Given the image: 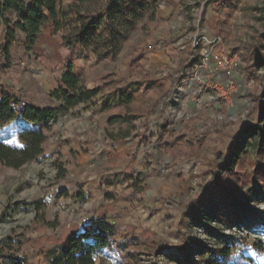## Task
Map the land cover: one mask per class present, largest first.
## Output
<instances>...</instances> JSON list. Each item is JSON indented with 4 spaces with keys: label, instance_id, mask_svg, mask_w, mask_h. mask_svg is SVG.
<instances>
[{
    "label": "rangeland",
    "instance_id": "374dc122",
    "mask_svg": "<svg viewBox=\"0 0 264 264\" xmlns=\"http://www.w3.org/2000/svg\"><path fill=\"white\" fill-rule=\"evenodd\" d=\"M148 1L155 19L165 18L167 42L183 54L146 70L169 79L170 92H156L158 99L150 97L124 123L98 119L91 133L74 129L83 113L70 111L46 132L42 156L19 170L0 165V240L12 238L28 264H47V251L93 220H107L119 231L118 246L128 244L108 264H129L127 254L139 264H207L224 251L229 257L219 264H264V65L253 64L264 57V0ZM152 22H144L137 44L147 42ZM216 36L222 42L215 53L240 59L233 79L212 59L192 65L203 47H195L199 39ZM126 46L113 64L74 57L49 26L32 53L12 49V68L2 69L0 54V83L15 82L27 102L52 106L47 96L70 62L93 84L113 87L119 74L111 72L132 66L134 51ZM105 96L89 109L104 105ZM18 127L0 128V140L17 145ZM216 163L234 178L227 181L231 192L227 184H212Z\"/></svg>",
    "mask_w": 264,
    "mask_h": 264
},
{
    "label": "trees",
    "instance_id": "16d2710c",
    "mask_svg": "<svg viewBox=\"0 0 264 264\" xmlns=\"http://www.w3.org/2000/svg\"><path fill=\"white\" fill-rule=\"evenodd\" d=\"M155 17L148 0H71L68 5L60 4L59 0H0V31L4 30L0 54L5 60L1 67L12 68L11 51L15 46L32 53L43 30L49 26L60 35L62 45L77 56L112 60L121 54L132 36L140 28L144 30ZM196 57L192 65L200 62V54ZM261 63L264 65V57L258 54L253 64L256 67ZM99 94V89L85 88L73 62L66 65L60 87L50 94L59 104L55 109H41L13 93L0 91V128L19 125L17 145L0 140V165L19 170L38 159L44 153L46 132L51 131L52 125L78 106L91 104ZM131 101L132 98H127V103ZM121 120L114 118L110 124ZM213 169L215 182L212 184H227L231 192L233 182L227 183L231 178L227 166L216 163ZM65 176L66 170H61L60 178ZM34 206L41 211L40 203ZM118 238L119 231L107 220H93L66 243L47 251L45 261L47 264H108L117 253H126L129 249L128 244L118 246ZM14 245L12 238L0 240V264H28ZM229 253L213 255L207 264L226 262ZM123 260L139 264L137 256L132 254H127Z\"/></svg>",
    "mask_w": 264,
    "mask_h": 264
},
{
    "label": "crops",
    "instance_id": "0c3cea01",
    "mask_svg": "<svg viewBox=\"0 0 264 264\" xmlns=\"http://www.w3.org/2000/svg\"><path fill=\"white\" fill-rule=\"evenodd\" d=\"M180 1L181 0H175V2H180ZM167 3L171 5L170 0H168ZM164 20L165 18L161 15L158 19L156 18L155 21L149 23L148 28L150 30L147 32L148 34V37L146 38L147 42H144L142 44L136 43L138 38L143 35V30L141 28H140L141 32H139L140 34H138L137 36H135L134 38L128 41L126 49L131 47L133 48L134 51V55L132 57L133 60H131L132 62H130L132 66L122 67L121 70H116L115 72H111V75L119 74V77L117 78V83L113 85V87L103 85L106 84L107 81H97L95 84H93L92 83L93 78L90 77L89 74H85V72L76 71L78 74H80L82 82L87 90H94V89L100 90V94L96 98H101L107 95L105 96L106 97L105 100H101L105 104L104 105L100 104V107L97 110L94 109L93 107L89 109L90 104H82L77 108L71 110V113L73 111H79L83 113V120H84L83 123L82 122L79 123V126H76L74 128L77 129L78 133L81 132L86 133L87 129H89L88 133H91V131L95 128L98 119L99 121H102L106 125L110 124V121L114 118H122L121 121L116 123H124L130 120L131 114L134 113L135 110H136L135 113H140V110L143 111L144 109H146L147 105H149L148 99H150V97L155 96V98L158 99L159 96H157L158 94H156V92H159V95L170 92L171 82L169 79H162L160 77V74L153 76L146 71L147 69H151V68L152 69L159 68L165 63L171 64V60H174L179 56L183 55L180 52L179 47H176L174 44L167 42V40H169L170 38L165 35L167 34V32L163 31L165 29V27L163 26ZM153 40L156 41L157 44L152 45L151 42ZM181 48L183 49L184 47ZM21 51L23 54H27L22 49ZM70 53L74 57L77 56L75 53L72 52ZM118 57L112 60H102V61L97 60L95 58L94 59L99 63L105 61V62H109L110 64H113L116 63ZM136 63L139 65L138 67H135ZM127 65H129V62ZM64 70L60 73L58 79V85L52 92L56 91L60 87V79L62 74L64 73ZM106 75L107 74H105L104 77H106ZM5 83L7 84H4V82L2 83L1 81L0 91H7L24 99L23 93H20L19 90L13 88L15 82L11 84H9L8 82ZM150 86H153L152 89L146 91L147 88L144 87H150ZM142 91H146V92L143 93ZM52 92H50L49 95L47 96V100L49 99V96ZM129 97L132 98V101L130 103H127V98ZM95 99L93 101H95ZM28 103L41 109L44 108L55 109L59 106L57 102L55 105L48 107L41 106L39 102L35 103L33 101L32 103L30 100L28 101ZM66 117H69V114L62 116L58 120L59 126L62 125V123L60 124L62 119ZM138 121H140V119L135 120L134 122L135 125H137ZM52 131L53 129H51V132ZM67 135L69 134L67 133L66 136ZM75 135L78 136L77 134ZM75 141L76 143H78L77 140ZM68 149H69L68 151H70L71 148ZM75 150L79 151L78 153L82 154L81 148L78 147Z\"/></svg>",
    "mask_w": 264,
    "mask_h": 264
},
{
    "label": "built area",
    "instance_id": "2783aa9c",
    "mask_svg": "<svg viewBox=\"0 0 264 264\" xmlns=\"http://www.w3.org/2000/svg\"><path fill=\"white\" fill-rule=\"evenodd\" d=\"M222 42L220 36H216L213 40L208 41L205 38L199 39L195 47L203 46L200 51V60L203 65H207L209 60H213L216 65V69H220L226 78L233 79L235 77L236 71L240 66V59L238 56L229 57L223 53H215L214 48L218 47ZM200 44V45H199ZM211 48V49H209Z\"/></svg>",
    "mask_w": 264,
    "mask_h": 264
}]
</instances>
